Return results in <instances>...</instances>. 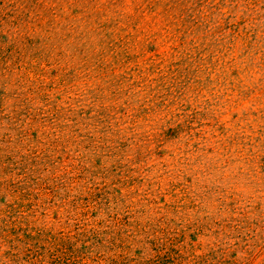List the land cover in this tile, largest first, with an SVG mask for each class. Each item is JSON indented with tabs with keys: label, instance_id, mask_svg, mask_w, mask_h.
I'll use <instances>...</instances> for the list:
<instances>
[{
	"label": "rangeland",
	"instance_id": "374dc122",
	"mask_svg": "<svg viewBox=\"0 0 264 264\" xmlns=\"http://www.w3.org/2000/svg\"><path fill=\"white\" fill-rule=\"evenodd\" d=\"M0 264H264V0H0Z\"/></svg>",
	"mask_w": 264,
	"mask_h": 264
}]
</instances>
